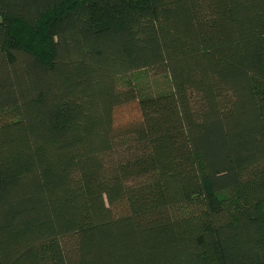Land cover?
Listing matches in <instances>:
<instances>
[{
	"label": "trees",
	"instance_id": "trees-1",
	"mask_svg": "<svg viewBox=\"0 0 264 264\" xmlns=\"http://www.w3.org/2000/svg\"><path fill=\"white\" fill-rule=\"evenodd\" d=\"M0 264H264V0H0Z\"/></svg>",
	"mask_w": 264,
	"mask_h": 264
},
{
	"label": "rangeland",
	"instance_id": "rangeland-1",
	"mask_svg": "<svg viewBox=\"0 0 264 264\" xmlns=\"http://www.w3.org/2000/svg\"><path fill=\"white\" fill-rule=\"evenodd\" d=\"M130 78L138 90L147 95H157L171 90L169 77L164 71L155 72L149 69H140L134 71ZM130 115L129 110H123L125 119Z\"/></svg>",
	"mask_w": 264,
	"mask_h": 264
}]
</instances>
